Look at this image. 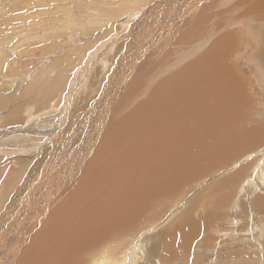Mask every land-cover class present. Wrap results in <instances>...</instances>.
Returning a JSON list of instances; mask_svg holds the SVG:
<instances>
[{
    "label": "rangeland",
    "instance_id": "obj_1",
    "mask_svg": "<svg viewBox=\"0 0 264 264\" xmlns=\"http://www.w3.org/2000/svg\"><path fill=\"white\" fill-rule=\"evenodd\" d=\"M189 1L0 0V151L2 150L0 153V264H8L6 262L9 261V257L12 259L13 243L17 242L22 233V231L16 232L17 226L25 218L24 216H28L33 209H36V212L44 208L37 207L36 203V206H33L34 201L39 199L43 201L44 198L53 195V191L55 193L56 190H60L59 180L69 176L67 174L66 177H60L54 183L51 172L46 179H43L44 169L56 170L61 175V172L69 167L67 164H73L79 159L78 155L82 153L80 148L84 145L82 140L87 139V143L92 144V129L98 132L96 129L105 119V124L111 123L109 121L112 118V111L116 110L120 100L118 97L122 95L123 87L128 82L125 80L135 77L138 73L136 71L141 67L144 68L148 63L147 60L149 61L145 56H149L152 47L150 50L146 47L153 42L152 39L157 40L160 28L170 35L168 45H172L173 37L175 36L176 39L180 35L179 29L187 24L188 16L194 13L193 6L199 4L196 0L185 13ZM237 2L238 0H235L232 7ZM208 3L209 1H204V4ZM182 4H185V8ZM171 5L174 6L173 13H171ZM150 8L154 9L149 12ZM159 8L162 9L157 13ZM179 9L182 11L179 12ZM177 10L184 16L177 14ZM243 11L244 9L234 10L233 17ZM151 13L154 14V18L157 17L158 23L155 18V21L157 20L155 24ZM142 23H144L142 28L147 29L146 32L150 30L147 32L148 35L139 31ZM173 25L177 26L173 28ZM152 26L155 27L153 31H151ZM205 26L208 35L205 40L200 37L201 41H205L203 46L196 48L197 51L195 49L193 53L192 47L199 44L200 39H195L194 43L191 40L190 44L183 43V46L175 51V56L176 54L178 56L174 59L177 60L176 65L172 63L170 65L173 67H167L171 71L164 69V75L160 74L159 80L169 72H174L196 59L218 37V34L214 36L212 33L215 32L214 21ZM155 30L159 33L158 35L155 33L152 37ZM230 30L237 33L240 44L226 54L225 59L235 62L233 68L237 73L241 72V77L249 83L248 94L255 98L257 103L264 104V79L259 67L261 64L255 62L252 57L256 55L258 48L257 41L252 35L257 37L264 35V25L260 27L258 34L252 35L248 34L246 24L237 23L225 29V32ZM183 31L181 32H186ZM139 35L144 36L141 37L142 40ZM147 37L152 39L149 40ZM136 40H138L137 46H135ZM146 40H149L147 45ZM196 40L199 42L197 43ZM171 50H168V53ZM145 51L148 52L147 55ZM180 54L185 56L181 57ZM261 55L264 57V53ZM143 58V61L146 60L144 63ZM178 59L179 62L183 60L180 62L182 65H179ZM101 108L108 113L100 114ZM257 110L259 112L255 114L260 115V120L264 119V107H259ZM255 118L257 119L256 116ZM85 131L87 132L84 134ZM101 140L100 138L96 145ZM9 148L15 150L9 151ZM262 150L264 151V145L238 158L233 162L234 165L226 167L227 172L208 174L209 176L191 183L184 208L179 206L180 202L168 211L162 210L163 216L159 221L151 227L139 230V234L127 238L129 241L127 240L122 246L125 251L121 264L126 262L129 264H264V212L262 214L255 211V213L251 210L254 199L264 195ZM68 158L73 159L69 161ZM56 160L57 164H55ZM239 170L242 172L239 174L241 176L238 175L239 183L235 188L238 191H235L238 202L234 206L228 203L223 205L224 207H214L211 210L216 218L206 222L205 216L208 211L202 206L214 202L207 199L215 183L213 181L219 176L223 178L226 173L233 171L239 173ZM84 171L77 172L76 176L82 177ZM207 177H209L208 187L203 183ZM30 182L32 185L29 184ZM8 184H10L9 188L6 187ZM240 188H244L243 193H240ZM42 194L45 196L43 197ZM40 200L39 202H42ZM52 207L49 209H53ZM186 223L194 225L189 229L190 242L188 241L187 244L183 242L180 247H173L178 245L179 241L182 242V235H188L189 232L184 230ZM181 227L184 231H181ZM176 228L181 231V239L178 235L177 238L175 236ZM157 233L162 234L161 238H156ZM121 235L118 232L115 238ZM105 241L102 245L106 243ZM146 241L148 244H145ZM108 244L111 245L112 242ZM102 245H98L94 250L98 247L103 249ZM98 254L102 255L99 252ZM93 256L91 254L87 257ZM86 261L88 264V258ZM112 261L113 259L108 260L106 264H111Z\"/></svg>",
    "mask_w": 264,
    "mask_h": 264
},
{
    "label": "bare ground",
    "instance_id": "obj_2",
    "mask_svg": "<svg viewBox=\"0 0 264 264\" xmlns=\"http://www.w3.org/2000/svg\"><path fill=\"white\" fill-rule=\"evenodd\" d=\"M198 1L199 4L195 3L196 5L193 6L196 14L188 16V21L185 19L187 24L182 25L181 30L179 29L180 35L176 39L175 36L173 37L171 46L168 45L170 35L166 34V30L161 31L160 28V33L155 30L151 35L153 37L155 33L156 35L159 33L157 40L150 38L153 42L146 47L149 50L152 47L151 53L147 50L149 56H145L146 51V54H143L146 59L147 57L149 59L146 63L148 67L143 68L140 65L141 68L136 71L138 72L136 76L125 80L128 82L123 87L122 95L118 97L120 100L116 110L112 111V118L109 121L111 123L105 124V119L96 129L98 132L92 129V144L87 143V139L82 140L84 142L80 148L82 153L78 155L79 159L75 163H70L73 165L71 170L70 164H67L69 167L67 166L66 171H60L61 175L56 170L44 169L45 178L43 179H46L51 172L54 183L60 177H66L67 174L69 176L59 180L60 190H56L55 193L50 191L53 195L46 197H51L50 200L45 201L46 198H44L43 201L39 199L42 202L34 201L33 206L44 207L43 211L35 212L36 209H33L18 224L16 232L22 231V233L18 240L16 239L17 242L13 243V250L11 249L13 261L7 256L9 261L6 263L87 264L88 258L90 261L88 264H106L111 259H113L111 264H121L125 251L122 246L130 236L139 234V230L151 227L159 221L163 216L162 210L168 211L180 202L179 206L184 208L191 183L209 176L208 174H221L223 171L225 173L228 171L226 167L234 165L233 162L238 158L252 150L262 148L264 145V121L262 120L264 119L260 120V115L255 112L261 111L262 109L259 111L257 109L264 107V104L257 103L256 99L248 94L249 83L241 77V72L235 71L233 66L235 62L225 59L226 54L240 44L237 33L231 30L225 32V29L241 23L247 25L249 35L258 34L260 27L264 25V0H238L233 7L235 0ZM204 1L209 3L204 4ZM194 2L196 0H190L186 4L187 9L185 4L181 5L185 8V13ZM171 6V13H173L174 6ZM153 9L150 8L149 12ZM161 9L159 8L157 13ZM237 9H244V11L233 17V11ZM179 10L177 14H180ZM152 15L154 18V14ZM161 15H163L162 12ZM155 18L156 24L158 19L155 21ZM212 21L215 25V32L212 33L214 36L218 34V37L211 42V45L196 59L174 72H169L159 80L164 69L172 66L170 65L172 63L176 65L177 60L174 59L178 56L177 54L175 56V51L183 43L190 44L191 40L194 43V40L200 37L206 39L208 29L205 25ZM142 25L144 23L141 24V28L139 27V31L146 35L150 30L146 32L147 29L144 30ZM174 26L173 28L177 25ZM154 29L155 27L152 26L151 31ZM183 30L186 32L183 33ZM252 37L256 39L258 47L256 55L252 57L255 62L261 64L260 73L264 79V57L261 55L264 53V35L258 37L252 35ZM201 39L199 44H194L193 49L190 48L193 53L196 48L205 43ZM149 40H146V45ZM196 41L199 42V40ZM168 50L172 51L169 52L170 55ZM180 62L178 59L179 65ZM104 110L101 108L100 114ZM255 116L259 119L257 120ZM104 124L105 130L102 129ZM93 125H95L94 122ZM100 138L101 142L96 145ZM11 150L15 149L9 151ZM52 162L54 164L53 160ZM57 162L56 160L55 164ZM82 170L85 171L82 177L78 178L76 173ZM241 172L239 170V173L237 171L226 173L223 178L219 176L213 181L215 183L207 199L214 202L208 206H202L208 211L205 216L206 222L214 218L215 213L211 210L214 207H224L228 203L234 206L238 202L236 200L238 191L235 188L239 183L237 179ZM203 183L208 187L209 177L205 178ZM9 186L10 184L6 187L9 188ZM11 186L13 187V184ZM243 189L240 188V193L244 192ZM51 206L53 209L50 208V210ZM251 208L253 212L263 214L264 195L254 199ZM193 226L186 223L184 230L189 232ZM197 228L199 229V224ZM184 230L181 229V231ZM176 231V238L178 235L181 239V231L178 228ZM118 232L122 235L115 238ZM161 236L162 234L157 233L156 238ZM182 237L184 240L181 239L182 242L179 241V244L173 247H180L183 242L187 244L191 233ZM104 241L106 243L102 245ZM111 242L112 244L109 245L108 243ZM100 244L104 248L98 247V251L94 250ZM145 244L148 242L146 241ZM98 252L102 255L99 256ZM91 254L94 255L92 258L87 257ZM126 264L129 263L126 262Z\"/></svg>",
    "mask_w": 264,
    "mask_h": 264
}]
</instances>
